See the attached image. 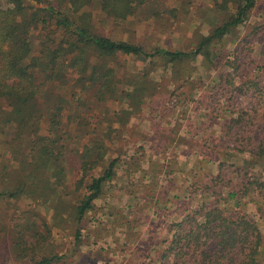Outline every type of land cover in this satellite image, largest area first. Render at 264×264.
I'll use <instances>...</instances> for the list:
<instances>
[{
	"label": "trees",
	"instance_id": "obj_1",
	"mask_svg": "<svg viewBox=\"0 0 264 264\" xmlns=\"http://www.w3.org/2000/svg\"><path fill=\"white\" fill-rule=\"evenodd\" d=\"M173 1L176 7L161 9L167 0H0V169L2 175H8L9 167L17 168L13 169V184L0 186V199L24 197L34 205H48L57 197L52 208L54 225L32 208L12 219L11 243L16 259L35 264L59 260L58 256L43 255L52 242V229L64 222L68 225L70 219L75 226L81 224L107 184L116 178L119 159L110 156L106 140L113 142V126L128 125L145 101L160 92L153 72L170 71L174 82L192 84L191 72L181 67L191 58L203 56L205 67L215 68L224 56V42L234 39L237 29L245 26L261 2L209 0L220 23L214 24L210 34L201 35L191 52L149 49L133 41L113 39L103 31L105 24L120 25L137 14H153L155 18L163 14L175 19L192 9L193 0ZM95 5L100 11L99 21L94 15ZM120 56L134 57L146 67L123 80L113 67ZM226 82L235 91L254 89L264 96L258 81L243 82L238 87L234 79ZM223 83L220 80L216 87L222 88ZM61 88L70 91V99L58 92ZM107 102L119 103L121 110L107 118L109 131L100 135L98 130L92 132L91 122L97 105L102 107ZM206 103L198 102L202 107ZM83 107L85 111H81ZM66 112L74 116L68 117V123L63 121ZM44 119L47 129L42 134ZM242 124V117L231 116L220 124L221 136L212 137L214 145L208 151L201 150L199 167L205 178L194 176L198 179L188 189L189 201L179 205V220L168 225L160 248L154 249L157 255H146L148 263L143 264H264V122L248 136L242 133ZM225 139L234 147L230 148ZM197 142L199 147V142L204 144L202 138ZM220 150H224V159L209 157ZM230 152L233 156L249 153L250 159L243 166L229 168ZM70 154L75 156L80 177L74 191L69 179ZM214 160L219 162L216 171L203 167ZM258 166L261 172L256 170ZM73 194L81 196L75 204L69 198ZM196 200L199 202L194 205ZM249 204L254 205L256 216L248 211ZM5 232L7 226L1 224L0 242ZM80 240L79 230L77 243Z\"/></svg>",
	"mask_w": 264,
	"mask_h": 264
},
{
	"label": "rangeland",
	"instance_id": "obj_2",
	"mask_svg": "<svg viewBox=\"0 0 264 264\" xmlns=\"http://www.w3.org/2000/svg\"><path fill=\"white\" fill-rule=\"evenodd\" d=\"M166 3L161 5V9L177 6L173 0ZM210 3L209 0H193L187 15L180 13L175 19L163 14L157 18L153 14H137L120 25L105 24L103 31L113 39L133 41L149 49L157 47L191 52L199 37L210 34L214 24L220 23L221 18L212 12ZM95 6L94 15L99 21L100 11L98 5ZM101 26L103 23L97 27ZM223 45L224 56L218 59L212 70L205 67L203 56L193 57L181 67L191 72L192 84L183 82L185 80L174 82L170 71L161 69L153 72L152 79L160 87V92L145 101L142 111L128 125L123 128L113 126L116 131L113 142L106 140L111 148L110 156L119 159L116 178L107 184L102 197L95 202L94 210L81 224L75 226L70 219L68 225L64 222L62 227H53L52 242L46 249L48 253H43L59 257L53 264L148 263L146 255H157L154 249L160 248L159 243L164 239L168 225L179 220V205L184 206L189 201L188 189L194 179H198L194 176L205 178L199 167V161L203 159L199 153L208 151L215 143L213 138L221 136L220 124L231 116L242 117L245 136L262 126L264 96L260 97L254 89L245 93L235 91L225 81L234 79L235 87L243 82L258 81L264 88V0L254 9L245 26L237 29L234 39L226 40ZM113 67L124 80L142 72L146 66L134 57L120 56ZM259 67L262 69L258 70ZM220 80L224 85L217 88ZM58 92L66 99L71 97L67 88ZM201 100L208 101L206 107L198 104ZM120 107L115 102H107L102 107L98 104L96 117L91 122L92 132L94 129L100 135L103 131L108 132L110 122L107 118L112 119ZM85 110L86 107L81 109ZM106 112L110 115H105ZM69 114H64L65 123H68V117H74ZM46 129L47 120L44 119L42 134ZM200 138L204 144L202 146L199 142V147L197 141ZM224 141L230 148L234 147L228 139ZM230 155L229 168H233L232 165L243 166L244 161L250 159L249 153L233 156L230 152ZM218 156L224 159V150L209 155L213 159ZM214 162L203 167L216 171L219 162ZM76 163L75 156L70 154L71 191H74L75 181L80 179ZM14 167L16 165L8 168V175H2L0 169L1 187L8 188L13 184V169H17ZM256 170L261 172L262 168L258 166ZM56 198L53 197L52 201L55 202ZM69 198L75 204L81 196L73 194ZM53 202L34 205V201L24 197L19 200H9L7 196L0 199V225L7 226V232L1 236L0 264H35L31 260L16 259L11 243L12 219L21 211L32 208L54 225ZM197 202L194 201V205ZM248 208L250 213L257 215L254 205L249 204ZM79 230L81 240L77 243Z\"/></svg>",
	"mask_w": 264,
	"mask_h": 264
},
{
	"label": "crops",
	"instance_id": "obj_3",
	"mask_svg": "<svg viewBox=\"0 0 264 264\" xmlns=\"http://www.w3.org/2000/svg\"><path fill=\"white\" fill-rule=\"evenodd\" d=\"M137 116H135L134 118H136ZM115 158H117V157H115ZM177 214H178V212H177ZM178 216V215H177Z\"/></svg>",
	"mask_w": 264,
	"mask_h": 264
}]
</instances>
